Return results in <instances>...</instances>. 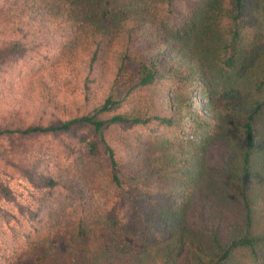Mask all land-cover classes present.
Listing matches in <instances>:
<instances>
[{"label":"trees","instance_id":"trees-1","mask_svg":"<svg viewBox=\"0 0 264 264\" xmlns=\"http://www.w3.org/2000/svg\"><path fill=\"white\" fill-rule=\"evenodd\" d=\"M103 163L125 219L67 212L64 179ZM25 246L37 264H264V0H0V264Z\"/></svg>","mask_w":264,"mask_h":264},{"label":"rangeland","instance_id":"rangeland-1","mask_svg":"<svg viewBox=\"0 0 264 264\" xmlns=\"http://www.w3.org/2000/svg\"><path fill=\"white\" fill-rule=\"evenodd\" d=\"M86 24L81 28H84ZM85 29V28H84ZM81 34V46L85 44L88 39L86 35V29ZM87 50L83 48L79 49V55L81 58H87ZM68 74V73H66ZM85 73H83L79 77H73V83L78 87L77 94L78 100L81 102L83 97L80 95L83 91V82H84ZM92 96H100L101 90L97 85H93L91 88ZM27 145H30L28 143ZM3 146H6L4 144ZM33 154L36 152V146L33 145L30 147ZM4 154V153H3ZM37 160H39L37 158ZM38 164V161H37ZM41 164H46L44 161H41ZM108 171L105 168V163L102 164V167H96L92 172L86 174V178H76L74 182L72 181L71 175L69 178L64 179L65 189L60 187L56 193H61L67 197V199L63 202L66 206L65 210L67 212H71L73 206L80 200L81 198L86 201L87 204L91 205L94 209H100L102 211H106L108 213L114 214L121 219H125L127 213V203L126 200H120L117 198V191L114 189L113 185L110 184L109 179L107 177ZM5 181V179H4ZM8 183L9 187L15 192V195L18 199L24 200L27 196V187L24 182L19 179H11L5 181ZM55 193V196H57ZM69 198V199H68ZM92 239L85 237L81 238L79 241H71L69 244L74 246H86L87 244L92 243ZM25 251V252H24ZM39 250H29L28 247H23L20 251H17L14 255L13 264H37V258L40 255L38 253ZM22 255H25L22 258Z\"/></svg>","mask_w":264,"mask_h":264}]
</instances>
